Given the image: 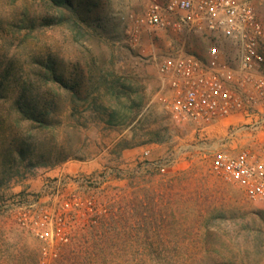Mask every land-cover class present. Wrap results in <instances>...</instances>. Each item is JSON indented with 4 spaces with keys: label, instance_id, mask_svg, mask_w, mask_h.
<instances>
[{
    "label": "rangeland",
    "instance_id": "374dc122",
    "mask_svg": "<svg viewBox=\"0 0 264 264\" xmlns=\"http://www.w3.org/2000/svg\"><path fill=\"white\" fill-rule=\"evenodd\" d=\"M65 1L0 0V264H264V199L210 168L216 149L255 141L227 139L223 123L199 131L158 98L156 60L206 42L148 26L134 38L145 0ZM254 7L264 27V1ZM48 64L78 93H60L51 129L16 106L18 84ZM72 180L94 208L43 255L13 209Z\"/></svg>",
    "mask_w": 264,
    "mask_h": 264
},
{
    "label": "built area",
    "instance_id": "2783aa9c",
    "mask_svg": "<svg viewBox=\"0 0 264 264\" xmlns=\"http://www.w3.org/2000/svg\"><path fill=\"white\" fill-rule=\"evenodd\" d=\"M254 1L145 0L129 18L134 38L148 26L180 34L184 41L206 42L203 53L181 47L156 60L162 83L158 98L174 118L192 122L199 131L223 123L229 140L249 133L253 145L216 149L210 168L239 186L248 199L263 200L264 27ZM64 184L65 190L46 188L13 209L14 222L39 241L43 255H55L94 208L92 195L81 191L80 182Z\"/></svg>",
    "mask_w": 264,
    "mask_h": 264
},
{
    "label": "trees",
    "instance_id": "16d2710c",
    "mask_svg": "<svg viewBox=\"0 0 264 264\" xmlns=\"http://www.w3.org/2000/svg\"><path fill=\"white\" fill-rule=\"evenodd\" d=\"M42 1L45 5L53 4L56 8L68 6L65 0ZM2 84L3 82L0 81V89L2 88ZM76 89L75 86H69L62 79V76L55 73L52 66L48 64L43 67L41 74L36 79L28 81V84L25 82L18 84L16 106L20 108V116L30 118L37 122V125L40 127H48L51 129L53 126L50 123L53 122V109L57 97L60 93L64 94L65 91L71 90L70 95L73 98H78ZM21 147L29 148L30 144H24L23 142Z\"/></svg>",
    "mask_w": 264,
    "mask_h": 264
}]
</instances>
